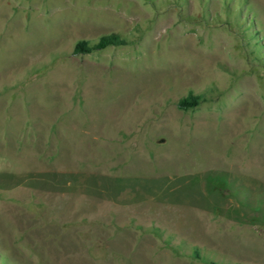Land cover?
<instances>
[{"label":"rangeland","instance_id":"rangeland-1","mask_svg":"<svg viewBox=\"0 0 264 264\" xmlns=\"http://www.w3.org/2000/svg\"><path fill=\"white\" fill-rule=\"evenodd\" d=\"M211 263L264 264V0H0V264Z\"/></svg>","mask_w":264,"mask_h":264},{"label":"trees","instance_id":"trees-1","mask_svg":"<svg viewBox=\"0 0 264 264\" xmlns=\"http://www.w3.org/2000/svg\"><path fill=\"white\" fill-rule=\"evenodd\" d=\"M128 41L119 35L111 34L102 36L97 41H80L76 44L74 48V55H86L96 51L104 50L108 47H116V46H123L127 45ZM205 96L203 95H194L189 94L186 98L182 99L178 103V108L181 110H188L198 107L201 103L205 102ZM196 257L199 256L198 250L195 252ZM214 264V263H211Z\"/></svg>","mask_w":264,"mask_h":264}]
</instances>
